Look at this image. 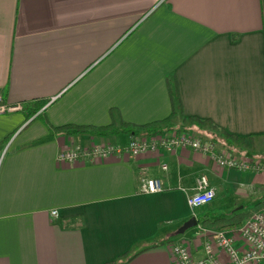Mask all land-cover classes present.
Instances as JSON below:
<instances>
[{"label":"crops","instance_id":"0c3cea01","mask_svg":"<svg viewBox=\"0 0 264 264\" xmlns=\"http://www.w3.org/2000/svg\"><path fill=\"white\" fill-rule=\"evenodd\" d=\"M170 91L180 113L161 132L198 140L206 127L183 119L206 120L217 135L258 140L264 155V0H0V107L12 109L0 112V264H174L176 242L200 259L204 235L218 230L176 235L184 221L264 200V161L227 146L215 153L259 169H222L187 147L57 160L130 136L52 128L161 122ZM28 102L43 105L27 116ZM141 172L159 192L139 193ZM201 176L214 198L191 210Z\"/></svg>","mask_w":264,"mask_h":264},{"label":"built area","instance_id":"2783aa9c","mask_svg":"<svg viewBox=\"0 0 264 264\" xmlns=\"http://www.w3.org/2000/svg\"><path fill=\"white\" fill-rule=\"evenodd\" d=\"M10 110L12 109L0 107V112ZM176 147H187L197 153L206 155L222 169L244 171L249 169L250 166L253 169H259L257 163L251 164L247 161H238L228 156L218 155L215 153L212 143L201 142L183 132H160L149 135L133 134L124 145H108L88 149L75 147L60 152L57 160L67 164H72L80 159L96 162L122 154L137 157L146 152H155L159 149L170 152ZM161 169L164 170V167H161ZM195 186V193L186 198V205L191 210L208 205L214 198V192L208 188L204 177L197 178ZM159 191V182L146 178L145 173L141 172L139 193L152 194ZM55 214V211L50 212L52 217ZM235 238L240 243V249L235 245ZM202 251L203 256L200 259H194L189 252L188 245L185 243L176 242L169 248L174 264H264V208L252 213L232 232L221 230L206 232L202 243Z\"/></svg>","mask_w":264,"mask_h":264},{"label":"trees","instance_id":"16d2710c","mask_svg":"<svg viewBox=\"0 0 264 264\" xmlns=\"http://www.w3.org/2000/svg\"><path fill=\"white\" fill-rule=\"evenodd\" d=\"M173 94L174 92H169V97L171 98V114L169 118H167L164 121L156 122L152 124H148L141 127L132 126L125 123H119L118 125H115L114 123H111L105 127H99V128H93V127H80V126H72V125H65L57 128H52V132L64 136H74V135H94L99 137H107V136H115V135H128L131 136L133 134H137L136 131L142 130L143 135H149V134H155L161 132V126L166 124V122L169 121L172 115H174V112L177 111V113H180V104L177 100V98L173 101ZM43 104L40 102L37 103H25L21 107V111L25 112L28 111L27 116L34 115L42 106ZM183 121L191 122L197 127H203L207 126L213 131H217L216 128L208 121L199 120L197 118H184ZM169 127H165V131H169ZM221 136L227 140H230L233 143L237 144H243V142L250 141L251 138H239L236 136H232L226 133L221 132ZM264 208V200L260 201L249 209L247 212H236L231 214L228 218H214L209 219L206 216H200L197 218V226L204 227L207 229H219V230H228V229H234L238 227L243 220H246L252 213L257 212ZM132 257V256H131ZM129 257V259L131 258ZM113 264V263H112Z\"/></svg>","mask_w":264,"mask_h":264},{"label":"rangeland","instance_id":"374dc122","mask_svg":"<svg viewBox=\"0 0 264 264\" xmlns=\"http://www.w3.org/2000/svg\"><path fill=\"white\" fill-rule=\"evenodd\" d=\"M205 127H206V128H204L205 129V133H200L199 134V135H202L204 137L203 138H198V140H201L203 142L212 143L214 145V147H215V150L219 149V148L226 149V146H227V147H230L232 149V151H233L232 152L230 150L229 151L230 153H233V154L241 153L243 156L253 155V156H255V159L258 158V159L264 161V155L262 154V150H261V147L263 146V144L259 143L258 140H250V141H247L245 143L243 142V144H237V143L235 144V143L231 142L230 140H227V139L223 138L221 135H217L209 127H207V126H205ZM188 131H190V133H191L192 129H189ZM181 132L185 133L184 131H181ZM262 168H264V166ZM217 230H219V229H217Z\"/></svg>","mask_w":264,"mask_h":264},{"label":"water","instance_id":"95a60500","mask_svg":"<svg viewBox=\"0 0 264 264\" xmlns=\"http://www.w3.org/2000/svg\"><path fill=\"white\" fill-rule=\"evenodd\" d=\"M197 226V221L195 217H189L186 221H184L176 230L175 234L176 235H181L183 234L186 230L193 228Z\"/></svg>","mask_w":264,"mask_h":264}]
</instances>
